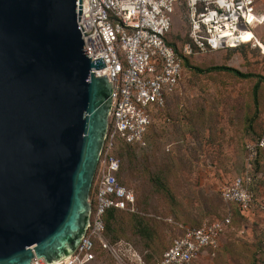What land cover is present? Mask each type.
Returning a JSON list of instances; mask_svg holds the SVG:
<instances>
[{"label": "water", "instance_id": "obj_1", "mask_svg": "<svg viewBox=\"0 0 264 264\" xmlns=\"http://www.w3.org/2000/svg\"><path fill=\"white\" fill-rule=\"evenodd\" d=\"M82 0H0V264H59L91 222L113 85Z\"/></svg>", "mask_w": 264, "mask_h": 264}, {"label": "rangeland", "instance_id": "obj_2", "mask_svg": "<svg viewBox=\"0 0 264 264\" xmlns=\"http://www.w3.org/2000/svg\"><path fill=\"white\" fill-rule=\"evenodd\" d=\"M258 8L264 14V0ZM173 20L170 38L182 47L187 41L186 9L176 12ZM254 34L264 45V24ZM189 62L201 70L226 66L257 77L184 70L176 93L155 116L144 143L134 147V156L121 161L122 180L137 197L136 213H118L107 237L118 245L123 261L117 263L99 250L94 264H152L186 228L235 210L222 200L221 189L247 171V144L264 138V54L248 44L192 56ZM259 154L252 173L255 201L250 212L236 222L232 218L218 248L204 255L200 264H264V149ZM157 182L165 188L158 189ZM95 189L96 178L90 194L93 207ZM136 221L150 237L137 233Z\"/></svg>", "mask_w": 264, "mask_h": 264}, {"label": "built area", "instance_id": "obj_3", "mask_svg": "<svg viewBox=\"0 0 264 264\" xmlns=\"http://www.w3.org/2000/svg\"><path fill=\"white\" fill-rule=\"evenodd\" d=\"M262 0H82L80 23L87 57L103 58L106 68L94 71L113 85L112 109L104 149L99 161L91 222L80 247L59 264H93L97 246L117 263L121 250L106 238L105 217L112 210L136 213L137 197L121 179L119 144L139 146L176 93L184 77V57L255 45L249 34L264 24L258 6ZM186 9L187 41L179 47L170 38L173 17ZM256 46V45H255ZM247 171L221 189L222 200L242 215L254 204V164L264 138L249 142ZM95 181V179H94ZM94 183V182H93ZM93 188V186H92ZM232 213L195 228H186L153 264H200L218 248L232 223ZM98 244V245H97ZM32 264H46L34 259Z\"/></svg>", "mask_w": 264, "mask_h": 264}, {"label": "trees", "instance_id": "obj_4", "mask_svg": "<svg viewBox=\"0 0 264 264\" xmlns=\"http://www.w3.org/2000/svg\"><path fill=\"white\" fill-rule=\"evenodd\" d=\"M237 49V48H235ZM184 68L187 69V68H190V69H194L195 71H197L198 73H201V74H207V73H212V72H227V73H230V74H234L240 78H243V79H250V78H255L257 77L255 74H243L241 72H239L238 70L234 69V68H231V67H226V66H218V67H212V68H208L206 70H201V69H198V68H193L191 65H190V62H189V58L187 57H184ZM259 90H260V84H256L255 87H254V100H255V104H256V107L258 108V95H259ZM115 154L120 158V160L122 161V158L123 157H126V158H131V156H134V146H129V145H125V144H119L117 149H116V152ZM260 154H258V157H257V160L259 158ZM256 160V162L258 163V161ZM122 173H123V167H122V163H121V179H122ZM123 181V180H122ZM124 183V182H123ZM156 186L158 189H163L165 188V186H163L161 183L157 182L156 183ZM234 207V206H233ZM118 213H127V212H120V211H116V210H112L110 212L107 213L106 217H105V222H106V238L108 239V234L110 232H112V228H111V224L112 222L116 221L117 220V214ZM129 214V213H128ZM131 214V213H130ZM233 217L234 218V222L237 221V219L241 218L243 219L244 216L240 213V211L235 207V210L233 211L232 213ZM225 217V216H224ZM223 217V218H224ZM222 219V218H221ZM136 224H137V233L143 238V239H147V237H150L149 236V233H148V229L142 224L141 221H136ZM232 225V224H231ZM199 227V226H198ZM185 233V231H183V233L181 235H183ZM180 235V236H181ZM115 240H117L116 238H114ZM111 242V241H110ZM112 243V242H111ZM113 244V243H112ZM171 246V245H170ZM169 246V247H170ZM168 247V248H169ZM168 248H166L164 251H166ZM217 249V248H215ZM215 249H211V251H214ZM100 250V247L97 246V250H96V253L98 254V251ZM163 251V252H164ZM162 252V254H163ZM161 254V255H162ZM160 255V257H161ZM98 257V255H97ZM159 257V258H160ZM159 258H157L156 260H158ZM151 258H148V260H150ZM154 260L153 263L156 261ZM96 262V261H95ZM152 263V264H153ZM94 264V263H93Z\"/></svg>", "mask_w": 264, "mask_h": 264}, {"label": "bare ground", "instance_id": "obj_5", "mask_svg": "<svg viewBox=\"0 0 264 264\" xmlns=\"http://www.w3.org/2000/svg\"><path fill=\"white\" fill-rule=\"evenodd\" d=\"M255 34H249L248 36H247V39H245V42H250V41H252L253 39H251L250 40V38H255L256 39V41H254V43H255V45L257 46V47H259L262 51H263V54H264V45L259 41V40H257V38L254 36Z\"/></svg>", "mask_w": 264, "mask_h": 264}]
</instances>
